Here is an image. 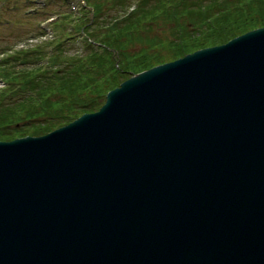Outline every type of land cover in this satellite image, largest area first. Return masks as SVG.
<instances>
[{
	"label": "water",
	"instance_id": "1",
	"mask_svg": "<svg viewBox=\"0 0 264 264\" xmlns=\"http://www.w3.org/2000/svg\"><path fill=\"white\" fill-rule=\"evenodd\" d=\"M0 264H264V26L1 139Z\"/></svg>",
	"mask_w": 264,
	"mask_h": 264
},
{
	"label": "trees",
	"instance_id": "2",
	"mask_svg": "<svg viewBox=\"0 0 264 264\" xmlns=\"http://www.w3.org/2000/svg\"><path fill=\"white\" fill-rule=\"evenodd\" d=\"M84 1L80 48L65 14L66 37L0 58V140L44 134L99 109L133 73L264 26V0Z\"/></svg>",
	"mask_w": 264,
	"mask_h": 264
},
{
	"label": "rangeland",
	"instance_id": "3",
	"mask_svg": "<svg viewBox=\"0 0 264 264\" xmlns=\"http://www.w3.org/2000/svg\"><path fill=\"white\" fill-rule=\"evenodd\" d=\"M134 1L131 0L132 6ZM84 5V0H0V58L12 56L19 48H34L47 39H62L67 36L68 28L75 32L74 22ZM121 11L125 13L124 9ZM65 14L71 20L66 25L67 30L58 25ZM162 31L159 27L150 30L154 34ZM166 31L169 34V30ZM77 32L74 46L80 48L82 43ZM5 84V77L0 74V88Z\"/></svg>",
	"mask_w": 264,
	"mask_h": 264
}]
</instances>
